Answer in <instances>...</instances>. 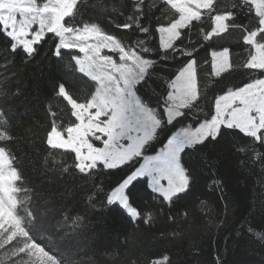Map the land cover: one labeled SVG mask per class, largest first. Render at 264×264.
<instances>
[{
  "label": "snow or ice",
  "instance_id": "1",
  "mask_svg": "<svg viewBox=\"0 0 264 264\" xmlns=\"http://www.w3.org/2000/svg\"><path fill=\"white\" fill-rule=\"evenodd\" d=\"M41 58L71 77L51 80L43 135L17 112H27L26 80ZM221 145L246 157L238 166L259 167L264 189V0H0V264H77L64 228L117 264L161 216L176 228L158 243H182L180 224L201 172L216 176ZM210 185L227 211L226 181ZM208 225V257L189 245L196 264H243L227 243L212 245L231 225L241 251L264 249V193L248 216ZM131 264L190 262L165 251Z\"/></svg>",
  "mask_w": 264,
  "mask_h": 264
},
{
  "label": "trees",
  "instance_id": "2",
  "mask_svg": "<svg viewBox=\"0 0 264 264\" xmlns=\"http://www.w3.org/2000/svg\"><path fill=\"white\" fill-rule=\"evenodd\" d=\"M191 41H197L195 32L191 36ZM206 56L207 53L201 50L199 59L202 61ZM31 73H35V75H31ZM61 75H65V70L54 66L52 61L42 58L39 60L37 67L29 70L26 84L30 90L34 91L26 102L27 112H25V105H20L17 108V112L23 114L21 119L24 121H31L37 125L34 131L39 135H43L48 127L45 114V98L51 95V80L54 76ZM65 79L71 82V77L65 75ZM57 103L56 100L52 101L53 106H56ZM21 147L23 148L21 159L30 168L31 165L28 164L27 155L30 154V150L26 144L21 145ZM214 156L222 161V163L217 165L216 176L214 177L207 170L201 172L199 185L194 193L195 198L188 208L189 218L180 224L179 230L185 233V240L182 243H158L157 237L161 231H171L176 228V225L167 221L166 216H161L151 231L141 229L136 232L135 240L130 241L129 247L122 252H118L117 264H131V261H139L142 259V255L148 252H160L163 254L165 251L172 255L174 261L180 259L188 261L190 264H196L195 258L189 250V245L192 242L199 245L203 249L204 257H208L211 243V237L207 232L210 227L208 225L209 219H214L217 214L221 217L231 214L232 219L238 220L241 217L248 216L250 211L255 210V205L261 194L264 193V189L258 183L261 179L259 167L246 170L244 166H238V158L246 159V157H243L240 153L228 152L227 145H221L214 150ZM219 178H223L226 181L227 192L233 201V203L228 204L227 211H225L224 204L221 203L217 194L219 190H209L212 187L210 181ZM201 200L205 203L201 204ZM143 203L149 207H155V202L150 200L148 196H144ZM255 221L257 225L261 224L262 218L259 214L255 216ZM109 225L115 230H120L121 228L120 221L117 219H111ZM231 227L230 225L228 230L217 233L216 244L212 245L213 249L218 246L223 251L227 243L229 249L232 250L231 259L242 261L243 264H264V249L256 248L250 252L241 251L240 248L235 246L233 238L228 236ZM212 231L216 233L217 230L212 228ZM64 233L67 236L74 237L70 240L66 251L70 252L77 264H88L91 259H102L104 264H113L110 254L92 247L91 239L86 240L85 237L72 233L69 228H64ZM226 236H228L227 241L225 240Z\"/></svg>",
  "mask_w": 264,
  "mask_h": 264
}]
</instances>
